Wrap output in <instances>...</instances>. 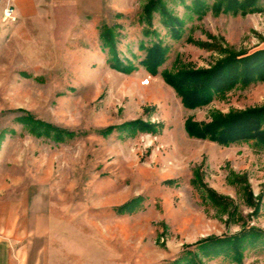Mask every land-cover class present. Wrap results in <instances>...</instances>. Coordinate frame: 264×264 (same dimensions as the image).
<instances>
[{"label":"rangeland","instance_id":"rangeland-1","mask_svg":"<svg viewBox=\"0 0 264 264\" xmlns=\"http://www.w3.org/2000/svg\"><path fill=\"white\" fill-rule=\"evenodd\" d=\"M164 1L183 22L179 39L158 13L147 25L148 0L49 7L56 17L26 30L0 21V205L15 213L44 205L52 264H186L192 255L199 264H264V148L186 131L188 120L208 125L215 115L264 108V80L189 109L163 77L263 51L264 0L237 14H196L193 0ZM104 28L133 72L112 67ZM157 43L168 53L152 75L142 62ZM27 118L72 137H37ZM137 121L153 130L127 136L122 126ZM128 204L134 212L120 214ZM251 231L262 239L245 245L239 262L232 252L199 250L209 238Z\"/></svg>","mask_w":264,"mask_h":264},{"label":"trees","instance_id":"trees-1","mask_svg":"<svg viewBox=\"0 0 264 264\" xmlns=\"http://www.w3.org/2000/svg\"><path fill=\"white\" fill-rule=\"evenodd\" d=\"M184 3L185 0H179ZM256 0H218L210 6L203 0H193L192 7L196 14H202L213 8L216 13H245L247 9H254ZM158 13L163 25L169 29L172 37L179 39L182 35L183 22L172 17L166 9L164 0H148L143 9L144 21L150 25L153 14ZM150 36L148 32L146 34ZM104 50H108L112 67L122 73L128 74L134 68L123 64L116 52L113 32L104 28L100 34ZM146 50V58L142 62L146 70L152 75L157 74L158 68L164 63L168 48L161 43L153 44ZM165 81L170 84L181 98L183 105L189 109L203 107L215 98H221L224 94L238 84H250L264 80V50L239 59L227 58L216 64L209 70H183L177 74L168 71L163 73ZM27 128L37 137L53 138L57 142L65 141L72 137L71 133L63 132L49 125H43L29 118L23 120ZM127 136H132L140 131H152L153 127L141 121L128 123L122 126ZM186 131L191 137L210 139L221 145H229L240 142H254L256 146L264 148V108L248 110L243 113L230 114L228 116L215 115L208 125H199L191 120L186 123ZM216 200L221 199L213 193L210 194ZM135 208L128 204L118 209L120 214L132 213ZM261 235L258 232H248L233 238L217 239L209 238L199 244L200 252L205 257L217 256L224 253H233L236 261L241 259V251L247 246H254ZM264 243V240H263ZM231 250V251H230ZM192 255V254H191ZM183 260H186L183 259ZM186 264H199L192 255Z\"/></svg>","mask_w":264,"mask_h":264},{"label":"crops","instance_id":"crops-1","mask_svg":"<svg viewBox=\"0 0 264 264\" xmlns=\"http://www.w3.org/2000/svg\"><path fill=\"white\" fill-rule=\"evenodd\" d=\"M11 2L17 20L7 24L15 25L20 30H26L36 24L45 25L46 20L56 17L55 10H49V7L79 5L87 10L97 9V0H11ZM4 8V1L0 0V21L3 23ZM43 207L44 205L32 202L21 206L19 213H15L7 206L0 205V264L53 263L46 258V251L54 238L49 227L51 214L49 217Z\"/></svg>","mask_w":264,"mask_h":264},{"label":"built area","instance_id":"built-area-1","mask_svg":"<svg viewBox=\"0 0 264 264\" xmlns=\"http://www.w3.org/2000/svg\"><path fill=\"white\" fill-rule=\"evenodd\" d=\"M4 1L5 8L3 13V20L5 23H13L17 20L15 16V8L11 2V0H1ZM145 83H148V80H146ZM144 83V84H145Z\"/></svg>","mask_w":264,"mask_h":264}]
</instances>
